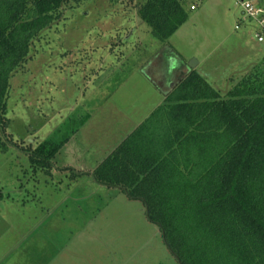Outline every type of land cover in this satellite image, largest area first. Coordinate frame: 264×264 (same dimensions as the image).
I'll return each mask as SVG.
<instances>
[{"label": "rangeland", "instance_id": "374dc122", "mask_svg": "<svg viewBox=\"0 0 264 264\" xmlns=\"http://www.w3.org/2000/svg\"><path fill=\"white\" fill-rule=\"evenodd\" d=\"M183 1L188 18L165 42L139 18L142 0H67L61 19L34 42L9 78L0 264H44L57 254L55 264H179L140 200L62 168L95 170L162 104L180 65L194 62L221 93L264 66L260 28L240 0ZM244 1L264 12V0ZM66 139L52 174L15 146Z\"/></svg>", "mask_w": 264, "mask_h": 264}, {"label": "trees", "instance_id": "16d2710c", "mask_svg": "<svg viewBox=\"0 0 264 264\" xmlns=\"http://www.w3.org/2000/svg\"><path fill=\"white\" fill-rule=\"evenodd\" d=\"M66 1L0 0V149L11 144L9 78ZM138 16L165 42L188 13L183 0H142ZM65 141L12 145L50 174ZM92 176L143 203L178 263L264 264V66H252L224 93L191 69Z\"/></svg>", "mask_w": 264, "mask_h": 264}, {"label": "crops", "instance_id": "0c3cea01", "mask_svg": "<svg viewBox=\"0 0 264 264\" xmlns=\"http://www.w3.org/2000/svg\"><path fill=\"white\" fill-rule=\"evenodd\" d=\"M192 5V4H191ZM191 5H190V8H191ZM180 67H183V69H179L178 68V70H177V72H176V74H175V77H174V80L173 81H169V83H168V86L166 87V89H163V100H164V94L166 93V92H168L170 89H171V87L182 77V76H184L186 73H188L190 70H191V68L188 66V65H180ZM187 67V68H186ZM164 102V101H163ZM163 102H162V104H163ZM67 142H68V140L66 139V141H65V143L62 145V147H65L66 146V144H67ZM102 162V160L99 162V163H101ZM99 163H97V164H99ZM67 168H71V169H73L74 170V172H75V175L76 176H78V177H80L81 175H89V176H91L92 178H93V176H92V172L94 171V169H92L91 167L89 168V167H85V166H81V169H79V170H76V168H73V167H67ZM53 169H60V167H53L52 166V168H51V170H50V174H52L53 172ZM62 169H64V170H66L65 169V167H63ZM93 180H94V178H93ZM94 182H96L95 180H94ZM97 183V182H96ZM98 184V183H97ZM98 185H100V186H103V185H101V184H98ZM105 187V186H104ZM62 254V251H61V253H60V255ZM57 256H58V254L57 255H55V256H53L52 257V259L51 260H49V261H46L44 264H55V259L57 258ZM15 263H17V264H31V262H26V261H18L17 260V262H15Z\"/></svg>", "mask_w": 264, "mask_h": 264}, {"label": "built area", "instance_id": "2783aa9c", "mask_svg": "<svg viewBox=\"0 0 264 264\" xmlns=\"http://www.w3.org/2000/svg\"><path fill=\"white\" fill-rule=\"evenodd\" d=\"M240 1L244 10V14L247 15L249 18H252L253 20L257 21L260 30L259 32L256 33V37L258 41H263L264 40L263 10L256 7L254 3H252L251 1H244V0H240ZM191 9H194V5H191Z\"/></svg>", "mask_w": 264, "mask_h": 264}, {"label": "water", "instance_id": "95a60500", "mask_svg": "<svg viewBox=\"0 0 264 264\" xmlns=\"http://www.w3.org/2000/svg\"><path fill=\"white\" fill-rule=\"evenodd\" d=\"M194 61V60H193ZM195 65L196 64H194V62H190L189 63V67L191 68V69H194L195 68ZM176 258V257H175ZM177 259V258H176ZM180 264V263H179Z\"/></svg>", "mask_w": 264, "mask_h": 264}]
</instances>
